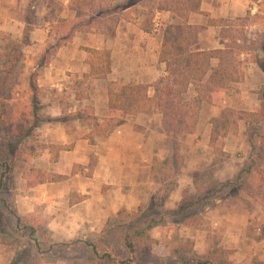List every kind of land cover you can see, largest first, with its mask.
Wrapping results in <instances>:
<instances>
[{
    "label": "crops",
    "instance_id": "1",
    "mask_svg": "<svg viewBox=\"0 0 264 264\" xmlns=\"http://www.w3.org/2000/svg\"><path fill=\"white\" fill-rule=\"evenodd\" d=\"M28 1L20 0V4L27 6ZM54 1L62 2L59 4L63 10L64 6L68 8V0ZM17 2L0 0V31H12L13 17L10 12L16 8ZM251 4L252 0H201L202 13H192L187 20L189 24L201 27L195 48L222 47L221 26L208 25V19L242 18ZM257 9L258 6H253L251 12ZM156 14V18H162L161 23H156L150 33L144 31V21L140 17L133 20L124 18V24H118L115 36L110 39L94 32H78L71 43L57 50L52 61L44 68L41 85L55 87L61 93L58 94L60 97L45 96L43 102L48 120L38 127L41 141L68 145L70 148L60 151L55 162H50L47 150L43 151L37 165L59 177L29 187L23 180L24 192L16 195V201L20 213L41 210L45 217H49L47 227L61 238L73 239L86 231L100 229L106 219L115 216L121 208L137 209L155 190L156 183L151 178L154 159H164L168 154L165 145L167 134L161 114L155 107L151 112L136 114L110 110L108 92L116 82L146 84L149 85V94H153L152 85L165 74V63L159 60V50L164 26L170 18L167 12ZM19 23L24 27L22 20ZM42 26L43 23L39 22L30 32V44L26 48H43L42 43L49 35V21ZM120 42L124 45L123 51H117ZM86 48L110 50L109 74L103 78L85 77L90 71L86 63ZM26 59L30 63L34 61L28 55ZM244 71L242 82L217 91L214 94L217 99L212 103H202L194 130L180 137L179 141L184 145L188 143L192 154L185 157L171 200H179L186 187L192 184V179L187 175L190 170L200 168L205 159L212 161V152L210 160L206 155L204 157L206 150H213L209 146L211 118L217 116L222 108L258 109L260 101L257 91L264 82V73L249 60V56H246ZM87 109L90 112H86ZM246 130V124L239 122L224 138L222 150L235 161L224 164L217 173L220 179L232 177L248 158ZM258 173L261 174L257 176ZM253 174L261 189L252 198L247 197L252 200L255 209L245 212L248 218L256 216L264 220V163L253 169L250 179L254 177ZM225 213H221L222 218ZM236 215L238 213L234 211L232 218H228L230 223H225L227 232L243 225L241 219L235 218ZM249 222L248 219L245 224ZM12 257L13 248L0 244V264H9Z\"/></svg>",
    "mask_w": 264,
    "mask_h": 264
},
{
    "label": "trees",
    "instance_id": "2",
    "mask_svg": "<svg viewBox=\"0 0 264 264\" xmlns=\"http://www.w3.org/2000/svg\"><path fill=\"white\" fill-rule=\"evenodd\" d=\"M144 0H68L67 6L73 17H63V7L54 0H49V35L44 41L41 50L42 62L39 67H46L55 56L57 50L72 42L78 32H92L95 26L101 23L102 32L109 38L116 33L118 19L109 23V18L126 9H132L142 5ZM155 5L151 11L145 13L146 19L143 26L145 32H152L156 13L167 12L170 20L166 23L159 50V60L165 63V74L160 77L153 86V94H149V85L146 84H112L108 92V108L120 111L124 114H136L138 112H151L155 107L161 114L162 123L166 127L167 135L179 137L182 133H190L194 130L203 102L212 103L214 94L222 89L229 88L232 84L244 80V56H249L250 61L255 63L264 73V33H259L248 38L243 29H234L231 25L222 23L232 22L223 19H208V25L221 26L220 48L196 49L198 35L201 27L189 24L188 17L192 13H202L200 10L201 0H154ZM38 0H29L22 13L24 27L20 39L11 34H3L0 48V193L6 176L11 172L12 166L8 160L27 163L28 160L40 156L45 150L49 152L50 162L58 159L60 151L70 148L62 144H44L31 139L33 130L37 128L36 116L30 112H20L15 116L13 108V95L19 80L17 68L25 59V48L30 44L29 34L37 24L36 5ZM117 2V3H116ZM261 2L252 0L257 4L255 13L251 7L246 14L237 21L243 19H256L261 17ZM260 4V5H259ZM103 5V6H102ZM102 6L99 10L96 7ZM85 12H94L90 17L82 18ZM205 14V13H203ZM86 16V15H85ZM101 17V21L98 18ZM246 25V24H244ZM88 57L86 63L90 71L86 76L103 78L111 72V53L108 49L86 48ZM36 78V72L32 74ZM31 91H36L37 84L31 82ZM260 105L253 111L235 110L222 108L220 113L210 120L211 131L209 146L214 148L220 155L229 156L222 150L223 140L236 124L243 122L247 126L246 141L249 145V156L242 163L241 169L232 177L220 180L215 176L220 169L223 160L213 159L207 166H201L192 171V184L183 192L179 201L173 207H165L169 194L174 190L177 179L171 180L164 188L155 189L148 199L143 200L137 209L128 210L121 208L115 218L120 217L121 222L128 224H141L136 234L140 237L150 231L162 221L164 213H181L192 208L198 203L207 202L216 197L225 196V190L238 192L249 179L253 169L264 163V82L257 91ZM38 112V110H36ZM31 114V115H30ZM44 121V120H43ZM41 120L40 123L43 122ZM178 162L181 156L175 155ZM162 164V163H161ZM167 167L160 166L158 172L161 176ZM156 167H153L151 178L156 181ZM175 176L180 174L176 169ZM212 174L208 180L203 179ZM169 175L166 174V177ZM28 186L39 183L54 181L59 176L31 165L23 173ZM161 182L165 183L164 180ZM163 190V192H162ZM160 193H162L160 195ZM10 201L8 197L0 195V244L13 248V257L9 264H39L36 255L40 253L43 239L50 233L44 227V221L34 213L24 214L18 211L15 196ZM164 211V212H163ZM158 214V217H157ZM9 221V222H8ZM130 222V223H129ZM109 221H106V225ZM257 227H248L247 237L259 242L264 238V222L256 224ZM48 232V234H47ZM28 237L27 241L22 240ZM208 246L201 256L202 261L195 264H225V256L230 250L224 249L217 244ZM79 243L78 239L65 241L63 246L71 249ZM86 246L84 257H71L64 259V264H128L114 258L107 250L95 244ZM130 251H134L131 243L127 244ZM101 248V249H100ZM181 257L180 262L175 264H191Z\"/></svg>",
    "mask_w": 264,
    "mask_h": 264
},
{
    "label": "rangeland",
    "instance_id": "3",
    "mask_svg": "<svg viewBox=\"0 0 264 264\" xmlns=\"http://www.w3.org/2000/svg\"><path fill=\"white\" fill-rule=\"evenodd\" d=\"M17 1L18 2L16 8L12 9L10 12L11 16L13 17V24L11 28L12 31H0V48L2 47L1 37L3 34H11L17 39H20L21 37L23 24L19 22H21L22 20V13L26 5L22 6L20 4V0ZM47 3L46 0H38L36 5L37 24L33 27L32 30H34V28L39 24V22L43 23L42 27H44L46 21H48L47 17L49 12L46 7ZM260 4L259 5L261 6L262 11L260 14L261 17L256 19L245 18L242 21H237L236 19H234L231 20L232 22H226L222 24L231 25L234 29L238 30L243 29L244 34L248 38L254 37L259 33H264V0ZM154 5V0H144L142 5L133 7L129 12L121 11L118 14L111 16V18H109V23H111V21L113 22V19L117 18L119 21L118 24H120V22L121 24H124V21H122L124 20V18L133 20L137 17L142 18L145 23V19L147 17L145 16V13H147V11H151ZM102 6L96 7V10H99L100 8H102ZM251 6L257 7V4L253 3L251 4ZM92 13L94 12H85L82 18L90 17ZM73 15L74 14L70 13L68 8L64 6L62 16L72 18ZM156 15L153 20L154 25L156 23L160 24L162 19L156 18ZM101 19V17L98 18L99 21H101ZM118 24L116 28L118 27ZM95 27L96 30L92 32L97 34H103L106 38L110 39L102 32L103 26L101 23H98ZM122 35L124 37V34ZM42 44L44 45V42ZM41 50L42 47L39 49L32 48V46L25 48V59L22 63L19 64L17 68L19 80L14 90L12 105L15 109V116H17L20 112L27 111L33 115H37L36 118L37 120H39L38 126L32 131L33 136L31 137V139L43 143L41 141L40 132L38 131V127L42 124L40 123L41 120H44L43 122L48 120V117L46 116L45 112L46 108L43 101L45 99V96L47 95H49V97H60V95L58 94H60L61 92L57 91V88L55 87L48 88L41 85V78L44 73V67L38 68V64L42 62ZM120 50H124V45L121 42L117 45V51ZM26 55H28L29 57H33V63H30V61L26 59ZM243 59L245 66L246 56H244ZM34 72H36L35 79L32 76ZM34 80L37 84V88L36 91L32 92L30 84ZM36 110H38V112ZM86 112H90V109H87ZM164 128L166 131L167 129L165 126ZM182 134L177 138L171 135H167V139L165 141V145L168 149L167 156H165L164 159H159L157 157L154 159V167H156V170L159 169L160 166L165 165V167H167L164 171L163 176H161L158 170L155 171V174L157 175L156 181H160L158 184L156 183L155 189H158L159 187L163 189L164 186L167 185L173 179H177L178 181L185 163V157L187 156V154H192V150L189 151L188 143L186 142L187 144L184 145V143L179 141ZM198 147L200 148L199 144ZM182 150L184 153H182ZM211 152L214 154L212 161L213 159L223 160L222 163L219 165L220 169L215 174V176L219 178L217 173L222 170L224 164L226 162H234L235 160L233 157H231L230 154L229 156L220 155L219 152L214 151V148L213 150H209V152H207L206 150V152L204 153V157L206 155V158L210 160L212 156ZM176 154H179L181 156L180 163L175 157ZM40 156L28 160L27 163H20L14 162L13 160H8L12 168L11 172L6 176L4 180L3 190L0 195L2 194L3 196L10 198V201H12V197L10 196H15L16 201V195L21 191L24 192L22 182L23 180L26 181V179L23 177L24 171H26V169L29 168L31 165L41 168L37 165V159L40 158ZM212 161L207 162L205 159L204 164L202 166H207ZM241 167L242 165L239 169H241ZM176 169H179L180 171V174L177 176V178L174 174ZM239 169L236 172H238ZM53 174L57 175L56 173ZM166 174H168L169 176L166 177ZM259 174L261 173H258L256 175L259 176ZM187 175L191 178L192 171L190 170ZM211 175L212 174L206 175L202 182L210 179ZM162 180H164L165 183L161 182ZM258 185L259 183L256 182V176L254 175V177H252L242 187H240V190L238 192L236 191L235 193H233L235 190H231L229 192L228 190H225V196L212 198L207 202L198 203L192 208L186 209L179 214L164 213L162 215L163 208L162 206H160L156 210H160L159 215L161 216L162 221L155 225L150 231L145 232L144 236L142 237L136 234L137 229H141L140 223H131V225L129 226L128 224L122 223L120 217L115 218L114 216H111L106 219V221L108 220L109 223H107L106 225L105 221L100 229L94 231H86L73 239L66 240L54 234V232H52L47 227L49 217H45L43 215V212L38 209L33 213L39 219L44 221V227H47L50 233L48 234L47 232L48 236H45L43 239L40 237V235L38 237L39 240L42 242V247L39 251L40 253L36 255L37 261L39 264H64V259L66 258L84 257L85 251L87 249L84 244L87 243L100 246L102 248H100L102 252L103 249H105L114 258L120 259L121 261H124L125 263L127 262L128 264H175L180 262L181 257L186 258L184 260L185 262L195 264L197 261L203 260L201 256L204 254L208 246L212 248L216 245V243L214 242L215 239L213 238L216 235L218 238L217 244L220 245V247L231 251L230 254H227L224 258L226 262L225 264H264V238L261 241L256 242L251 238L247 237V231L248 227L250 226V223L251 226L257 227L256 224L264 222V220L257 219L256 216H249L248 218V215L245 212L247 210L252 211L253 209H255L252 200L249 198L255 196L258 190L261 189V187H258ZM176 186L177 183L174 187V190ZM174 190L169 194V198L166 201V205L164 208L173 207L174 204L180 200L182 194L179 200H171V196ZM161 194L162 193H160V195ZM0 209L3 210L2 206H0ZM234 211L238 213L235 218L241 219L243 225L237 226L235 231L227 232L225 223H230L228 222V218H232L231 215ZM222 212H226L223 215V218L221 214ZM247 218L250 220V222L246 225L245 223L248 220ZM28 239V237L22 238V240L24 241H27ZM74 239L79 240L77 246L71 249L64 248V246L62 245L63 242ZM128 243H131L133 245L134 251L129 250V248L127 247ZM215 264H218V261H216Z\"/></svg>",
    "mask_w": 264,
    "mask_h": 264
}]
</instances>
